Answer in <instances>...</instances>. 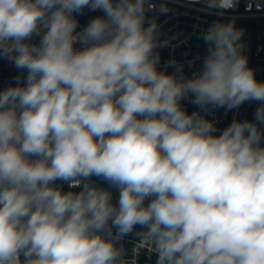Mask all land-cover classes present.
I'll use <instances>...</instances> for the list:
<instances>
[{
  "label": "clouds",
  "instance_id": "obj_1",
  "mask_svg": "<svg viewBox=\"0 0 264 264\" xmlns=\"http://www.w3.org/2000/svg\"><path fill=\"white\" fill-rule=\"evenodd\" d=\"M85 8L104 16L76 31ZM155 9L0 0V59L26 71L0 90V264H135L117 242L137 226L156 264H264V82L243 54L244 30L213 21L199 70L188 78L171 60L169 74L155 51L167 41L146 20ZM189 94L202 109L259 107L217 135L186 112Z\"/></svg>",
  "mask_w": 264,
  "mask_h": 264
},
{
  "label": "built area",
  "instance_id": "obj_2",
  "mask_svg": "<svg viewBox=\"0 0 264 264\" xmlns=\"http://www.w3.org/2000/svg\"><path fill=\"white\" fill-rule=\"evenodd\" d=\"M156 5V9L146 14V20L155 19L158 25L159 42L167 41L166 46L158 47L155 51L159 54L158 70H166L169 74L174 68L166 65L175 60L183 65L184 75L188 78L199 70L202 59L207 55L208 46L202 39V30H205L213 21L228 23L234 21L237 28L244 30L242 43L243 54L247 57L248 66L254 71L255 78L264 82V0H235L234 7L223 9H208L206 0H149ZM166 4L169 11L160 13L161 4ZM218 14V13H221ZM78 21L76 31H80L95 17H103L101 10L90 11L85 8L82 13H73ZM147 26V24L145 25ZM79 47V46H78ZM188 61H193L189 66ZM26 76V71L21 72L5 59H0V90L16 85V77ZM191 94L181 101L188 114L197 113L209 121H214L219 133L235 120H254V113L259 107L255 101H246L238 108L228 109L208 105L202 109L192 102ZM264 129V126H262ZM264 145V138H262ZM92 182L102 188L108 189L113 196V202L118 200V190L109 185L102 178L92 177ZM64 192L81 191V187L69 188L67 183L57 181ZM143 231L137 226L133 232L122 237L117 242V247L124 250V258L128 261L135 260V264H156L157 255L150 252V245L137 235ZM115 234V229H113Z\"/></svg>",
  "mask_w": 264,
  "mask_h": 264
}]
</instances>
